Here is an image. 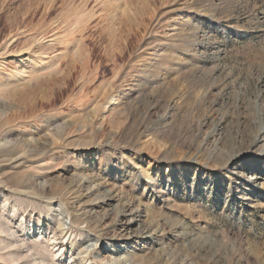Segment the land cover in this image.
<instances>
[{"label":"rangeland","instance_id":"obj_1","mask_svg":"<svg viewBox=\"0 0 264 264\" xmlns=\"http://www.w3.org/2000/svg\"><path fill=\"white\" fill-rule=\"evenodd\" d=\"M262 126L264 0H0V264H264Z\"/></svg>","mask_w":264,"mask_h":264},{"label":"bare ground","instance_id":"obj_2","mask_svg":"<svg viewBox=\"0 0 264 264\" xmlns=\"http://www.w3.org/2000/svg\"><path fill=\"white\" fill-rule=\"evenodd\" d=\"M261 132H260V135L262 136V135H264V126H262V128H261V130H260ZM259 132V131H258ZM110 197H111V195H107V196H103V198H100V201H104V200H110ZM116 199V198H115ZM126 207V206H125ZM128 207V206H127ZM1 209H6L5 208V206H2L1 207ZM124 209V208H123ZM124 212H125V210H123ZM129 213H131V212H129ZM132 214V213H131ZM11 215H14V213L12 212V214ZM119 215V214H118ZM129 222H126L125 223V225H127ZM25 230H28V228H25V227H23ZM98 228H100V225H99V223L97 224L96 223V226H95V230L96 229H98ZM7 230V228L5 229L4 227H3V223L0 221V232L2 231V232H4V231H6ZM99 230V229H98ZM102 230H104V227H103V229H101L100 228V230H99V232H101ZM7 234V233H6ZM11 234V233H10ZM52 238L50 239L49 238V240H52V242H54V240H57V238H56V236L57 235H59L61 238H65L68 234H70V231H69V229H67V231H65L60 225H57L54 229H53V231H52ZM12 236V235H11ZM19 240V239H18ZM15 242H16V240H15ZM14 242V243H15ZM16 244V243H15ZM55 246V245H54ZM20 251V250H19ZM18 251V252H19ZM14 256H15V260H16V258L17 257H19L18 259H20V254L19 253H17V251H16V253L15 254H13ZM24 255V254H23ZM23 255H22V257H23ZM27 257H29V256H27ZM25 258H26V255H25ZM124 258V257H123ZM128 259H130V257H127ZM12 259V258H11ZM18 259L15 261V262H17L18 261ZM28 259V258H27ZM14 259H12V261H13ZM34 260V259H33ZM82 261H85L84 259L82 260ZM131 261V260H130ZM130 261H128L127 259H125L124 258V263H127V264H131V262ZM33 263H34V261H32ZM26 263H29V260L26 262ZM143 263V262H142ZM19 264H23V263H19ZM30 264H31V262H30ZM72 264H76V262H72Z\"/></svg>","mask_w":264,"mask_h":264}]
</instances>
